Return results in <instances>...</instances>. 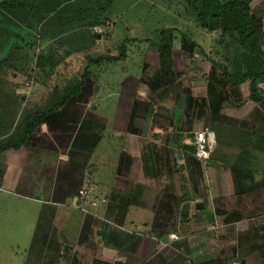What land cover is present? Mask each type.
I'll use <instances>...</instances> for the list:
<instances>
[{
    "label": "rangeland",
    "instance_id": "1",
    "mask_svg": "<svg viewBox=\"0 0 264 264\" xmlns=\"http://www.w3.org/2000/svg\"><path fill=\"white\" fill-rule=\"evenodd\" d=\"M51 3L41 1L37 12L50 9ZM60 6L41 19L27 10L29 18L24 23L0 22L5 28L4 41L0 42V82H18L25 89V99H44V108H50V104L56 102L53 87L62 89L69 84V80H78L88 60L96 58L95 55L99 53L103 54L98 64H91L86 69L90 74L86 80L89 85L86 93L72 98L88 101V105L79 106V112L83 115L103 114L99 121L103 144L98 145L103 155H98V158H106L103 164L112 171L111 165L122 153L143 145L139 135L147 132L151 146H155L152 148L153 159L162 165L167 164L166 177L176 180L178 187H171L175 182L172 180L168 189L183 196L194 195L195 156L188 153L191 165L187 167L182 144L192 145L191 135L210 127L207 106H210L211 100L221 98H217V93L223 87L220 84L224 83L219 82L223 78L221 66L229 73L234 71L235 62L242 51L238 48L231 50L233 48L228 46L227 36L220 31L209 33L200 28L195 16L181 0H65ZM54 12L57 14L52 17ZM172 28L194 41L197 47L203 49V53L198 48L190 52L173 45L169 48L166 62L160 63L154 45L159 42L162 30ZM126 39L124 48H121ZM262 50L264 52V42ZM44 53L46 58L51 55L54 61L58 60V66L47 67L48 62L42 69L35 66L37 54ZM118 56L121 58L118 59ZM234 93L235 90L231 94L232 99ZM2 101L0 97V104ZM133 101L140 103V107L146 110L148 120L138 117L135 121H127V112ZM27 103L24 102L20 112L15 115L13 130L24 128L25 120L21 116L26 115L31 107ZM76 107L73 104L70 106L73 109ZM115 111L116 116L111 122L110 114H115ZM128 125L132 128L130 131L127 130ZM117 130L121 132L119 136L114 133ZM80 133L77 134L78 139ZM96 159L97 156L93 158V163H100ZM36 172L40 174L39 170ZM22 174L29 177L31 172L25 170ZM52 179L50 182L56 188V180ZM110 184L113 183L110 181ZM87 185L92 187L94 194L97 192L98 196L102 195L94 187V182ZM28 186L20 185L17 187L20 193H14L8 182L5 181L3 185L0 183V264L27 263L29 247L33 243L43 206L39 201L42 196L38 192V189L42 190L41 186H34L36 192L32 195L33 199L22 196H27L25 191L30 189ZM59 204L53 219L55 239L62 241L63 247L68 248L67 253L62 251L61 258L71 260L75 257L77 264H89L93 257L118 259L112 257L110 252L103 253L105 246H102V239L111 235L109 224L94 221L93 229L85 230L87 234L81 237V213L84 215V212L74 209L69 202ZM87 209L91 211L96 208ZM40 224L44 228V223ZM189 224L191 227L186 225L182 230L187 234L185 239L195 243V216L190 218ZM136 236L142 238L138 234ZM127 242L136 244L131 238ZM125 258L128 260L127 256ZM189 259L195 260L191 250L182 261ZM69 261L61 260L60 264H69ZM137 261L136 257L127 264H137Z\"/></svg>",
    "mask_w": 264,
    "mask_h": 264
},
{
    "label": "crops",
    "instance_id": "2",
    "mask_svg": "<svg viewBox=\"0 0 264 264\" xmlns=\"http://www.w3.org/2000/svg\"><path fill=\"white\" fill-rule=\"evenodd\" d=\"M248 6L251 15L261 23L264 42V0H250ZM258 88L264 99V81ZM243 89L245 85L235 89L234 99L231 96L222 102L223 107L215 114L222 115L221 119L210 120L208 114V129L214 132L215 147L204 166L195 157L194 195L183 196L168 189L172 180L175 182L171 187H178L176 180L166 177L167 164L153 159L155 146H151L147 132L138 133L143 145L134 150L126 149L127 152L111 165L110 171V167L103 164L106 158H98L103 155V150L99 149L103 144L99 132L103 114L80 113L79 106L89 104L84 99H66L62 104L66 108L47 113H54L48 119V127L41 123L28 143L3 150L0 153V183L8 182L14 193H20L18 186L29 185L30 189L25 191L27 196L19 194L28 199H33L34 186H41L38 192L42 200L39 201L58 207L59 203H70L81 187L94 182L102 195L98 196L96 191L94 194L93 190L92 194L104 202L88 214L91 221L87 230L93 229L94 221L111 226V235L102 239L103 253L110 252L118 259L99 258L114 264L131 263L136 257L137 264H264V109L250 103L231 106L242 97ZM24 90L18 82H0L3 99L0 141L15 132L12 129L15 115L24 102L31 106L26 113L48 111L44 108V99H25ZM72 104L78 107L70 108ZM145 111L140 103L133 101L127 121H135L138 117L146 119ZM110 115L113 122L116 111ZM131 129L128 125L127 130ZM73 147L77 150L74 149V155ZM96 156L100 163H93ZM25 170H30L29 177L22 174ZM51 179L56 180V188ZM81 215L83 225L88 216ZM194 216L195 243H190L182 229L186 225L191 227L189 220ZM170 233L178 234V240L168 243ZM130 238L135 245L134 242L128 244ZM189 250L195 254V260L182 261Z\"/></svg>",
    "mask_w": 264,
    "mask_h": 264
},
{
    "label": "trees",
    "instance_id": "3",
    "mask_svg": "<svg viewBox=\"0 0 264 264\" xmlns=\"http://www.w3.org/2000/svg\"><path fill=\"white\" fill-rule=\"evenodd\" d=\"M41 1L52 2V7L48 10L44 9L42 11H38V13L37 6L40 5ZM181 1L184 3L186 9L192 12L195 16L200 28L205 29L209 33L220 31L222 35L227 36L229 41L228 46L233 48L231 50L238 48L242 51L240 57L235 62L234 71L229 73L224 66H221L223 69V78L219 82L224 81V83L220 84L223 87H221V91L217 93V98H219V96L221 98L218 100H211L210 106H207L209 119H218L219 117L221 119L223 117L222 115L216 116L215 114L217 113V110H220L223 107L222 102L230 99L232 93L230 94L229 89L233 92V90L239 89L242 85H245V89L242 90V97L240 96V99L236 101L235 104L232 102L231 106L240 107L245 103H250L253 106L255 104L259 105L264 109V99L260 96L258 88V84L264 81V52L262 50L263 32L259 19H256L253 15H251L248 6L250 0ZM63 2H65V0H3L0 2V22L5 21L10 24L24 23L28 21L29 18L27 10L31 11L34 16L37 18L40 17L41 19L42 16L48 15V13L52 12V10L61 8L62 6H60V4ZM56 14L57 13L54 12L52 17ZM99 24L102 25L101 22ZM4 30L5 28L0 25V42L4 41ZM160 34L161 38L159 42L154 45L156 51L158 52L160 63L166 62V57H168L169 54V48L173 45L180 46L181 49H185L190 52L194 48H198V50L203 53V49L201 47H197L198 45L194 41L188 39L183 33L178 32L177 29H165L162 30ZM25 37H27V35H25ZM6 38L8 41V36H6ZM177 38H179V40ZM126 41L127 39L122 42L121 48H124L123 44ZM45 56V53L42 55L37 54V60L34 62V65L41 69L44 67L45 62H48L47 64H49L47 67H50V65L53 66V68L58 66L59 62H57L58 60L54 61L53 56L48 55L47 58ZM95 56L97 57L92 60H88L87 65L78 80H72L73 82L69 80L67 82L69 84H66L62 89H58L57 86L53 87L52 93L54 94L56 102L50 108L45 106L48 111H31L26 113L23 118V120H25L24 128L21 130H15L12 135L8 136L3 141H0V153L3 150L10 148L15 149L28 143L32 134H34V132L39 128L41 123H45L48 127L49 121L47 118L51 119L54 113H51V115L47 113L64 107L66 108V105L62 106L66 99L72 100V98L86 93L89 86L87 85L86 80L90 77V74L86 69L91 64H98L104 55L99 53ZM119 58H121V56H118V59ZM115 59L116 58H113V60ZM202 102H204V99ZM191 138H193V135H191ZM182 147L185 151L187 167L190 168L191 163L189 161V155L192 153L194 154L195 146L193 144L190 146L182 144ZM188 153L190 154L188 155ZM55 212V204H43L42 211L38 218V226L36 227V231L34 232L32 239L33 243L29 247L30 254L27 258L26 264H60L61 260H70H68L67 257L61 258L62 251L64 250V252L67 253L68 248L65 246L63 247L62 241L55 239V229L53 226ZM85 215L89 217L88 214ZM88 217H86L83 221L80 232L81 237L82 235L84 236L87 234V231L85 230L88 229V225L91 221L90 217ZM40 223H44V228H41ZM68 263L77 264L76 258L72 257ZM89 264L114 263L93 257L90 259Z\"/></svg>",
    "mask_w": 264,
    "mask_h": 264
},
{
    "label": "built area",
    "instance_id": "4",
    "mask_svg": "<svg viewBox=\"0 0 264 264\" xmlns=\"http://www.w3.org/2000/svg\"><path fill=\"white\" fill-rule=\"evenodd\" d=\"M192 143L195 146L194 156L202 163H206L215 147L214 132L208 128L197 130L193 133ZM104 199L97 200L92 194V188L89 185L81 187L77 194L70 201V206L74 209L90 214L87 208H95ZM178 236L174 233L168 235V243L178 240Z\"/></svg>",
    "mask_w": 264,
    "mask_h": 264
}]
</instances>
